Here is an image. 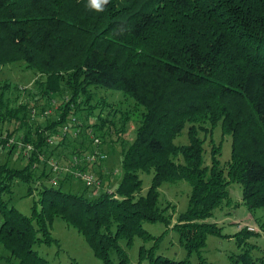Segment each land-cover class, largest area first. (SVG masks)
I'll list each match as a JSON object with an SVG mask.
<instances>
[{
  "label": "trees",
  "instance_id": "1",
  "mask_svg": "<svg viewBox=\"0 0 264 264\" xmlns=\"http://www.w3.org/2000/svg\"><path fill=\"white\" fill-rule=\"evenodd\" d=\"M14 60L39 74L32 87L21 88L24 101L13 108L0 92V122L14 124L3 127L0 149L9 150L4 139L10 136V148L23 151L20 167L0 166V243L16 264H49L33 244L54 215L83 234L102 264H126L116 238L147 233L142 220L156 218L157 186L165 180L189 185L179 219L192 230L178 235L187 252L202 247L206 234H219L203 219L226 197L229 182L240 184L247 208L264 206V0H108L100 11L89 0H0V65ZM90 87L115 89L132 101L139 118L131 140L123 136L130 115L116 110L117 126L107 114L117 108ZM34 108L53 112L38 121L30 114ZM72 116L77 122L68 124ZM218 119L230 137L229 156L220 166L213 148L204 162L203 140L193 129L187 128L186 143L171 141L185 121ZM64 124L68 128L60 133ZM92 133L98 144L119 141V194L138 185L133 168L152 169L143 198L131 204L108 192L88 196L64 188L66 176L81 179L58 177L48 159L63 156L75 169H92L93 162L75 166L72 158L89 148ZM64 146L66 152H55ZM38 164L43 182L31 187V169ZM49 175H56L55 183ZM13 180L36 190L38 208L32 202L25 214L8 204L1 194ZM251 231L243 225L234 234L247 238ZM146 250L138 263L190 264L154 254V246ZM238 258L249 261L242 252Z\"/></svg>",
  "mask_w": 264,
  "mask_h": 264
},
{
  "label": "rangeland",
  "instance_id": "2",
  "mask_svg": "<svg viewBox=\"0 0 264 264\" xmlns=\"http://www.w3.org/2000/svg\"><path fill=\"white\" fill-rule=\"evenodd\" d=\"M38 76L37 70L26 66L21 60H14L0 65V92L2 93L3 101L5 98L9 100L8 107L13 108L20 101H24L25 93L21 88L32 87L33 79ZM90 90L95 95L102 96L107 102L112 103L117 108L115 112L107 113L110 117L112 116L113 120H117V126L120 123V110L126 111L130 115L124 123L123 136L127 140H131L139 118L138 109H133L132 101L115 89L90 87ZM107 109L108 106H105L101 115L106 114L105 111ZM116 110L119 111L117 112ZM52 112V108L48 110V114L52 115ZM31 113H35L39 117L35 120H42L41 117L43 116L39 115L40 111L38 109L34 108ZM95 113L96 110L93 114ZM31 119L34 120V117L30 116ZM89 119L94 120V115H90ZM12 122H0V126H2L0 136L4 135L3 127L11 128V126H14ZM187 128L193 129L196 135L203 140L204 162L206 164L209 163L211 148H213L217 152L214 153L215 160L218 161L217 165H222L229 156L230 137L229 134L222 132L220 119L215 122L209 120H195L193 123L191 120L185 121L179 133L171 139L174 145L184 144L188 141ZM93 136L92 133L91 137ZM15 140L18 141L17 138ZM10 141L14 142L10 136L7 139L5 137L4 145L6 148L9 147V150L0 149V166L5 165L7 168L11 166L20 167L23 164L20 157L23 151L18 146L10 148ZM112 142H114V146L111 147L110 144L112 143L110 141L94 144L92 139L91 141L88 140L86 147L89 146V148L81 152V155L76 160L79 163L75 164V166H80L87 162V158L83 157L86 152L100 149L99 153L104 152L105 158L98 161L94 160L92 169L88 170L95 175V180L85 184L79 179H72V177L70 179L66 176L62 184L64 188L75 192L84 191L88 196H98L101 192H108L117 200H131V204L143 198L150 183L152 169L133 168L134 173L137 175L138 185H135L132 191L124 195L119 194L115 190L116 183L122 172L118 162L117 148L119 141ZM67 150L68 146H64L63 148L59 147V151L55 152L63 154ZM56 156L52 155L51 158L63 166L66 165L65 167L67 168L66 170L59 169L57 172L58 177L72 173L73 163L67 159L61 160L63 156ZM37 166L38 168L31 169L33 173L31 187L38 186L39 183L43 182L39 164ZM98 168L102 171L97 172ZM84 170L86 171L87 169ZM56 175H54L55 178ZM51 178L52 176L49 175L47 179ZM13 181L15 182L11 185V189L1 194L7 199L8 204L15 206L25 214L29 212V206L32 202L38 208V204L35 201L37 198L36 190L26 189L25 183ZM226 189V197L212 209L209 216L203 219L205 222L214 223L218 227L219 234H206L202 247L187 252L180 243L178 235L180 230L183 232L189 231V229L192 230V228L184 225L186 223L182 222V219H179L182 218L180 215L186 207L189 185L184 180L161 181L157 186L158 194L154 212L156 218L142 220V225L147 233L144 235L134 234L129 239L120 236L116 238L118 246L121 247L122 256L127 258L126 264H145V259H142L139 263L137 260L147 254L146 249L150 246H154V254L159 253L174 259L187 258L190 264L196 262L197 264H264V206L252 209L247 208L240 198V184L236 181L229 182ZM190 221L188 220L187 222ZM109 225V231L112 232L113 223L110 222ZM243 225L248 226L247 228L252 230L249 232L248 237H245L246 241L243 234L240 233L237 236L234 234ZM40 228L42 230L36 234L33 246L40 255L48 260L49 264H72L73 261L85 264H102L101 260L93 254L83 234L74 226L67 224L59 216H52ZM240 237L242 238V243L239 244ZM241 252L248 256V263H242L239 260L238 257ZM111 256L115 258L113 253H111ZM0 262L16 264L15 257L1 243Z\"/></svg>",
  "mask_w": 264,
  "mask_h": 264
},
{
  "label": "built area",
  "instance_id": "3",
  "mask_svg": "<svg viewBox=\"0 0 264 264\" xmlns=\"http://www.w3.org/2000/svg\"><path fill=\"white\" fill-rule=\"evenodd\" d=\"M53 100L54 99H52L51 100V102H53ZM48 110L49 109H44L43 111H41L40 113H39V115L40 116H42V114H44V113H48ZM31 114H33V113H31ZM77 122V120L75 119V117L74 116H72L70 119H69V122H68V124L69 123H74V122ZM68 128V127H67ZM67 128H66V125L64 124V125H61L60 126V128H59V130H60V133H64L66 130H67ZM72 134H74L75 133V129L74 130H72ZM97 141H98V139H96L95 137H93L92 138V142L94 143V144H96L97 143ZM18 145H19V141H18ZM99 151L100 150H96V149H93V150H91L90 152H86L85 154H84V158L87 160V162H93L94 160H101V159H104L105 158V153L104 152H101V153H99ZM73 158V162H75L76 160H77V158L76 157H72ZM48 165L49 166H51V170L52 171H54V172H58L57 170H59V169H64V170H66L67 168L65 167L66 165H62V164H59L57 161H55L54 159H52V158H49L48 159ZM73 171H72V175L73 176H75V177H78V178H80L85 184H89L90 182H94V180H95V177H94V175H93V173H91V172H89L88 170H80V169H75V168H73L72 169ZM50 181L51 182H53V183H55V181H56V178L55 177H52L51 179H50ZM248 227V226H247Z\"/></svg>",
  "mask_w": 264,
  "mask_h": 264
},
{
  "label": "clouds",
  "instance_id": "4",
  "mask_svg": "<svg viewBox=\"0 0 264 264\" xmlns=\"http://www.w3.org/2000/svg\"><path fill=\"white\" fill-rule=\"evenodd\" d=\"M108 0H89V5L93 9L100 11L102 10V5L106 4Z\"/></svg>",
  "mask_w": 264,
  "mask_h": 264
}]
</instances>
